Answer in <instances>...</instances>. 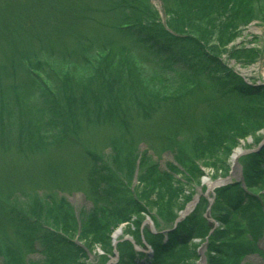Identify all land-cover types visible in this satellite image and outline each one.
I'll return each instance as SVG.
<instances>
[{
    "label": "trees",
    "instance_id": "trees-1",
    "mask_svg": "<svg viewBox=\"0 0 264 264\" xmlns=\"http://www.w3.org/2000/svg\"><path fill=\"white\" fill-rule=\"evenodd\" d=\"M255 3L264 0H172L164 6L163 23L150 0H40L23 8L15 0L2 4L1 47L9 55L0 49V125L12 127L10 132L0 128L3 140L19 142L27 156L31 153L28 158L39 157L51 145H73L83 161V190L93 210L80 224L81 233L73 216L67 213V219L60 208L56 217L62 219L58 226L64 232L92 236L101 244L108 241L111 227L129 224L136 216L138 229L142 220L138 215L144 209L131 200L123 180L95 150L96 132L108 131L104 144L115 155L114 166L130 173L138 158L137 144L147 133L137 136L136 120L149 123L162 114L163 148L175 154L177 164H169L167 170L174 171L193 164L198 154L237 146L236 136L243 139L264 129V87L244 82L204 49L192 29L195 22L206 24L224 8L231 15L224 29L234 30L255 18ZM15 34L18 43L13 42ZM57 66L65 71L55 72ZM37 70L51 74L49 82ZM240 160L243 184L214 191L220 205L215 220L222 227L213 233L217 245L210 249L215 256L207 264H238L248 253L264 261L258 247L264 237V143ZM197 169L194 165L185 173L189 184L198 180ZM172 173L179 172L158 173L153 167L146 184L152 191L161 188L163 194L176 196ZM41 175L46 183L57 179L48 172ZM31 182L35 191L39 184ZM63 182L56 186L65 188L68 181ZM10 183L4 185L0 179L2 264H33L24 256L39 252L43 264H85L80 262L82 248L39 221L40 212L45 219L49 212L35 200L28 209L35 216L13 207L19 188ZM24 189L19 190L21 196ZM206 206L203 197L165 234L144 231L141 240L137 231L135 244L149 245L152 256L137 252L127 240L119 242L116 264H188L197 259L190 244L212 229Z\"/></svg>",
    "mask_w": 264,
    "mask_h": 264
},
{
    "label": "rangeland",
    "instance_id": "rangeland-1",
    "mask_svg": "<svg viewBox=\"0 0 264 264\" xmlns=\"http://www.w3.org/2000/svg\"><path fill=\"white\" fill-rule=\"evenodd\" d=\"M10 1L0 0V10L3 8L2 4L10 3ZM15 1L20 8L28 4L34 5L40 2V0ZM168 1L172 2V0H150V4L158 13L161 23L165 20L164 6ZM252 9L255 10V18L246 24H240L234 30L230 28L229 30L228 28L226 30L224 29L227 26V21L229 22L231 17L228 12L225 13L224 8L217 9L216 12L218 14H213L206 24L195 22L192 24V29L196 32L194 35L198 36L197 39L201 41L204 49L219 58L223 64L244 82L264 87V3L253 4ZM186 32L187 35H191L188 29ZM18 41L19 37L15 34L13 42L18 43ZM1 45H5V43L0 37L1 51L3 50V53L9 55L8 50L1 47ZM58 70L65 71L61 66H57L55 72H58ZM38 72L43 80H49L51 74L46 75L45 73H40L41 71ZM161 91L165 92L163 85H161ZM167 94L166 92L164 96ZM151 120L149 123H142L136 120L137 136L138 132L141 134L143 132L147 133H144L142 141L137 144L136 153L138 154V158L135 163L133 161V166H135L134 170H130V173L126 168L123 169L124 171H121L114 166L112 158L115 155L112 149L107 144H104V139L107 138L108 131L102 129L92 137L93 143L98 146L95 150L101 152L105 164L123 180L127 187L128 196L132 201L139 203L144 209V212L138 215L142 219L138 229L134 225L137 217L133 216L129 224L124 223L118 224L117 227H111L108 241L101 244L96 243L92 236H87L85 239L81 234L64 232L61 226H58V223H63L62 219L56 217L59 215L57 212L60 208L65 210L63 215L67 219V213L73 216L77 230L81 231V233L82 228L80 224L86 222L93 210L92 202L83 190L84 168L82 166L83 161L80 160V155L78 154V148H72L67 145L60 147L51 145L44 150L45 153L41 152L39 157L30 156L28 158L31 153H27V156L26 152L19 148L20 144L16 140V145H11L7 141L5 142L1 133V183L6 185V183L11 182L19 190L25 188V194L23 196H21L23 194L22 191H16L18 193L15 195L16 199L13 198L14 201L12 203H15L13 207L16 206L20 211L22 209L26 210L31 216H35L28 210L32 205V200H35L39 206L43 207V210L49 212L46 219L42 216V212H40L38 215L39 221L49 229L55 228L59 233L62 232L64 238L71 240L76 246L83 249L84 253L82 255L84 256H82L80 262L85 264H116L118 261L117 244L120 241L125 238H130L125 240L131 241L135 246V250L137 248L139 249L140 247L135 244L137 233L140 234L141 240H143L144 231L154 236L165 234V231L173 229V225L179 214L181 215L189 207H191L190 210H194L199 200L204 197L207 200L205 217L212 225V229L204 239H195L191 242L190 246L196 249L198 256L197 259L191 260L188 264H207V259L215 256L211 252L214 245H217L214 241L213 233L222 227L215 220V217L217 218L220 214L217 212L220 209V205L216 204L215 193L213 191L229 182L241 180L242 167L240 159H242L245 153L249 151L255 152L259 149L260 144L264 142V129L249 133L243 139L236 136L235 141L238 145L233 148L228 145L213 154L205 152L202 157L201 154H198V158L193 160V164L199 168L197 170L200 174H197L199 178L193 181V183L189 184L186 178L194 165L189 164L187 168L177 166L178 168L175 171L179 173H172L174 175L172 186L173 188H178V190L176 196H171L163 194L161 188L152 191L146 184L147 177L150 175L149 173L153 167L158 169V173H169L175 171L167 170V166L169 164L177 165L175 154L163 148L162 135L164 129L162 125L164 124V120L162 114L155 115ZM148 125H150L149 127L152 131L148 129ZM0 128L1 131L6 132H10V129H12L6 123H2ZM239 147L243 149V155L239 156L237 165L234 166L231 162V155ZM43 172L55 174L57 175V179L53 182L46 183L41 175ZM130 174H132V177L128 180ZM32 180L38 182V184H43L38 186L34 191ZM65 180L68 181L65 188L56 186L63 185V181ZM196 198H198L197 202L195 201ZM101 210L103 214H106L105 206L101 207ZM172 217H176L174 221H172ZM110 221L113 223L111 219ZM118 229L121 235L117 241H114L113 235ZM224 230L229 231L226 227ZM115 242L116 244H114ZM258 244L259 249L264 251V237ZM39 255V253L32 254L30 258L33 262L31 263L43 264L42 257L40 259ZM0 264H2L1 258ZM238 264H264V261L258 255L248 253L241 257Z\"/></svg>",
    "mask_w": 264,
    "mask_h": 264
},
{
    "label": "bare ground",
    "instance_id": "bare-ground-1",
    "mask_svg": "<svg viewBox=\"0 0 264 264\" xmlns=\"http://www.w3.org/2000/svg\"><path fill=\"white\" fill-rule=\"evenodd\" d=\"M139 144V143H138ZM72 148H75L74 146H71ZM242 152H243V149L241 148V147H239V148H237L236 150H234L233 151V153H232V155H231V162H232V164L235 166V165H237V160H238V158H239V156L242 154ZM137 156H138V154H137ZM241 174H242V171H241ZM240 178H242V175L240 176ZM41 184H39V186H40ZM36 188H38V186H36ZM190 208L191 207H189V208H187V210L185 211V212H183L182 214H181V216H183L184 214V216L185 217H187L189 214H188V212H189V210H190ZM183 216V217H184ZM120 235H121V232H120V230L118 229L117 231H115V233H114V235H113V240L114 241H117V239L120 237ZM34 254V253H33ZM39 258L41 259V255H42V253L41 252H39ZM32 254H26L25 256H24V260L26 259V261L27 262H33L32 261V259L30 258V256H31ZM147 255L148 256H152L153 255V250H152V248L151 247H149V250H148V253H147Z\"/></svg>",
    "mask_w": 264,
    "mask_h": 264
}]
</instances>
